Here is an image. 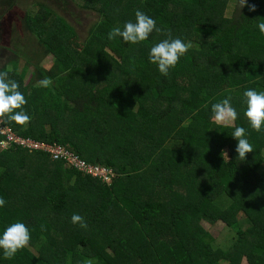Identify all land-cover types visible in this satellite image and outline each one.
Listing matches in <instances>:
<instances>
[{"label":"trees","instance_id":"obj_1","mask_svg":"<svg viewBox=\"0 0 264 264\" xmlns=\"http://www.w3.org/2000/svg\"><path fill=\"white\" fill-rule=\"evenodd\" d=\"M78 1L27 0L18 28L37 40L35 52L0 48V71L19 84L30 116L24 125L0 118V233L22 222L31 234L13 259L0 251V264H264V131L250 128L243 96L264 91V0H247L256 11L231 18V0H84L98 16L85 40L74 26ZM18 5L25 1L0 0L5 29L4 10ZM136 10L161 32L135 45L110 41ZM169 34L191 47L165 77L148 57ZM45 77L48 88L38 85ZM228 97L253 147L244 161L234 127L211 120L212 104ZM4 128L113 168L117 179L105 183L44 151L3 149ZM203 218L226 223L228 248L215 245Z\"/></svg>","mask_w":264,"mask_h":264},{"label":"clouds","instance_id":"obj_2","mask_svg":"<svg viewBox=\"0 0 264 264\" xmlns=\"http://www.w3.org/2000/svg\"><path fill=\"white\" fill-rule=\"evenodd\" d=\"M246 6L250 12L256 11L255 5H248L247 0H238L237 7L239 9H243ZM258 28L260 34L264 35V22L259 23ZM153 31L157 33L161 32V29L156 27L155 20L144 12L136 10L134 22H126L123 30L120 27H114L108 33L107 38L111 41L120 37L125 43L135 45L148 40ZM190 47V43H185L179 38L173 39L169 34V38L151 47L148 59L151 64L157 66L161 75L167 77L170 69L175 68L181 57L188 52ZM7 77V71H0V118H7L9 121L24 125L30 121V116L23 111L27 100L19 91V84L15 80L7 79ZM51 84L52 79L50 77H45L38 81V85L44 88H48ZM243 96L246 104L244 115L250 128L257 133L264 131V91L258 92L249 89L244 91ZM230 100L231 97H228L212 104L211 120L218 126L234 127L232 137L238 142L235 148L238 154L237 159L244 161L246 155L253 152V147L246 138L245 128L235 126L238 113L231 105ZM221 155L226 156L228 159L226 152L222 151ZM5 203V200L0 197V208L4 207ZM71 223L73 225L78 224L82 229L87 228L84 218L79 214L72 215ZM30 240V231L24 223L15 222L9 225L0 233V251H2L4 259H13L19 251L29 246ZM86 264H95V262L89 259L86 261Z\"/></svg>","mask_w":264,"mask_h":264},{"label":"rangeland","instance_id":"obj_3","mask_svg":"<svg viewBox=\"0 0 264 264\" xmlns=\"http://www.w3.org/2000/svg\"><path fill=\"white\" fill-rule=\"evenodd\" d=\"M24 1H25V5H21V6L18 5L17 8L13 9L12 11L4 10V17L9 22H8V28L6 29L2 27V25L0 24V48L5 47L9 50L11 48V50L13 51V49L16 50L17 47H20L25 52H27L29 56H32L33 52H35L37 40L36 39L32 40L30 37V33L20 32L22 28H18L20 20H22L24 16L27 14L28 8L30 6L27 0ZM84 3H85L84 0H79L78 4H75L72 8L73 17L80 22V24H74V26H76V28L79 30V35L82 38V40H85L89 29L98 21L97 15L86 12L84 9H82ZM237 4H238V0H231L230 9L228 12L229 18H231L234 15L236 9L238 10ZM66 17L69 20L68 16ZM78 46H80V44L75 45V48ZM9 56H11V54L10 52L7 51L6 57L9 58ZM7 61L8 59L5 58L4 62L2 61V63L5 64ZM43 61H42L43 63L42 66L48 70L51 69L55 64V59L52 56L48 57L44 62ZM33 62L36 63V59L34 56H33ZM22 70L23 67L21 68V71ZM28 78H31V75H29ZM223 152L227 153L228 159L226 156L223 157L227 161H229L230 159L229 148L228 147L225 148ZM200 226L202 227V229H204L206 232L210 234L212 239L215 240L216 246L224 247V248H228L230 246L231 244L230 240L231 237L233 236L232 235L233 233L227 228L225 222L221 220H218L216 222L215 221L210 222L209 220L203 218L200 221ZM243 264H247L246 260L243 262Z\"/></svg>","mask_w":264,"mask_h":264},{"label":"built area","instance_id":"obj_4","mask_svg":"<svg viewBox=\"0 0 264 264\" xmlns=\"http://www.w3.org/2000/svg\"><path fill=\"white\" fill-rule=\"evenodd\" d=\"M3 133L7 136L6 140L1 143V147L3 149H8L13 145H17L23 149L33 152L44 151L45 153L52 154L55 159H68L70 163L69 166L75 167L81 172H84L86 175L93 176L105 183H112L117 176L116 172L112 168L106 166H92L81 160L76 155L69 153L67 148L63 146L22 138L17 135L12 128H4Z\"/></svg>","mask_w":264,"mask_h":264},{"label":"crops","instance_id":"obj_5","mask_svg":"<svg viewBox=\"0 0 264 264\" xmlns=\"http://www.w3.org/2000/svg\"><path fill=\"white\" fill-rule=\"evenodd\" d=\"M53 66H54V65H53ZM52 68H53V67H52ZM52 68H51V69H52ZM51 69H49V70H51ZM47 70H48V69H47Z\"/></svg>","mask_w":264,"mask_h":264}]
</instances>
